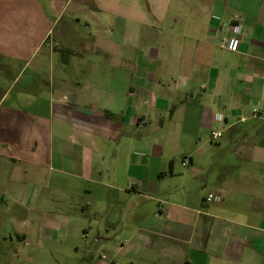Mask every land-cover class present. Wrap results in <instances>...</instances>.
<instances>
[{
    "label": "crops",
    "instance_id": "obj_1",
    "mask_svg": "<svg viewBox=\"0 0 264 264\" xmlns=\"http://www.w3.org/2000/svg\"><path fill=\"white\" fill-rule=\"evenodd\" d=\"M74 1L0 0V59L22 64L35 93L0 95L1 226L86 224L87 200L33 216L32 181L50 165L58 198L80 180L94 183L80 187L85 196L112 190L135 208L137 198H167L159 211L151 204V221L106 227L95 241L120 242L100 264H264V0ZM232 24L237 51L224 45ZM49 59L51 77L33 90ZM167 175L181 178L157 183ZM198 175L211 191L196 196L221 201L189 198Z\"/></svg>",
    "mask_w": 264,
    "mask_h": 264
},
{
    "label": "rangeland",
    "instance_id": "obj_2",
    "mask_svg": "<svg viewBox=\"0 0 264 264\" xmlns=\"http://www.w3.org/2000/svg\"><path fill=\"white\" fill-rule=\"evenodd\" d=\"M76 1V0H75ZM74 1V2H75ZM74 5H71L69 10L63 16L60 27H56L53 37L57 38V30L63 27V25L69 22L71 16V9ZM45 10L48 17H51L54 11L51 8L45 6ZM72 29H80L77 24H71ZM69 42L73 45L75 40L70 38ZM66 51H61V56H66ZM50 59L47 62V66L43 68V71L39 76H34L33 90L37 85L41 84V80L46 81L51 77ZM29 66L27 72L24 73L32 75L33 69ZM22 64L13 62L11 67L7 65V62L0 59V95L4 91H9L10 95L17 92L31 93L35 95L32 89H28L22 74H19ZM26 76V77H27ZM43 84V82H42ZM11 96L8 97L6 103L11 102ZM151 126V121L147 124ZM143 130L142 132H144ZM143 133H141V136ZM145 136L147 134L145 133ZM215 145L218 143H211L209 145ZM209 156V155H208ZM13 164V169H16ZM25 166H21L23 169ZM191 167V165H189ZM27 168V167H26ZM182 164V156L179 155L176 158V169L178 172L184 171ZM210 173V172H209ZM53 166L45 165L43 168H39L32 181L37 186L36 191L33 194L30 203L31 207L35 211L33 216L39 218L44 216H50L51 212H55L57 209L74 211L83 210L81 203L87 200L92 203V208H87V211H81L87 218L86 224L83 222L62 223V224H46L38 219L30 224H0V264H100V260H105L101 257L102 254L108 257L114 253V246L120 242V237L113 236L114 240L109 241L99 240L95 241L96 237H105L111 231L106 232V227L113 231L121 224H144L147 221H151V204L155 207L160 205L159 201L167 199L161 194L155 196V201L151 198L143 199L137 198L139 205L137 209L131 203V198L128 195L121 193H114L112 190L108 192V195L101 197L85 196V192L80 191V187L94 184L93 182L76 181V188L68 187V184L73 182L70 180H64L61 189L69 190L73 189L66 197H55L52 186V177L55 175ZM206 176V173H204ZM204 176H195L192 180V190L189 198L195 203L201 191L204 194L211 191V189L205 188L203 185ZM181 176L177 175L170 177L169 175L162 177L158 184H168V181H180ZM31 182V181H30ZM29 182V183H30ZM206 189V190H205ZM180 192V191H179ZM147 193V192H145ZM151 195V194H149ZM206 197V196H205ZM131 198V199H130ZM135 198V197H134ZM2 198H0L1 204ZM198 203L201 205H214V202H208L206 199L198 198ZM1 207V205H0ZM96 207L97 212H93ZM202 207V205H201ZM76 208V209H75ZM32 210V211H33ZM22 216L24 214H21ZM68 215V214H67ZM112 227V228H111ZM114 235V234H113ZM124 238V236H123ZM93 253V254H92ZM92 254L93 257L89 258L88 255Z\"/></svg>",
    "mask_w": 264,
    "mask_h": 264
},
{
    "label": "built area",
    "instance_id": "obj_3",
    "mask_svg": "<svg viewBox=\"0 0 264 264\" xmlns=\"http://www.w3.org/2000/svg\"><path fill=\"white\" fill-rule=\"evenodd\" d=\"M232 32H233V35L225 39L224 45L226 46L227 49H229L231 51H237L239 48V43H240L239 35L241 33V25L240 24H232ZM254 116H256V114H254ZM240 120L244 121V120H246V118L241 117ZM221 136H222L221 130H213L211 132V139L214 141L219 140ZM188 162H189L188 159L183 160L184 164H186ZM205 199L208 202H212V201L219 202V201H221L222 196L218 193H210L209 195H207V197ZM102 257L106 258L105 255H103Z\"/></svg>",
    "mask_w": 264,
    "mask_h": 264
}]
</instances>
